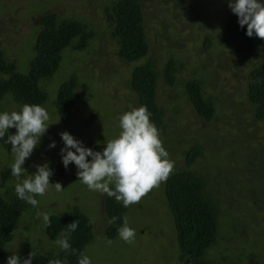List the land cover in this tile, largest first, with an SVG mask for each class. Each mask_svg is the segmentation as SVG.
Instances as JSON below:
<instances>
[{"label": "rangeland", "instance_id": "obj_1", "mask_svg": "<svg viewBox=\"0 0 264 264\" xmlns=\"http://www.w3.org/2000/svg\"><path fill=\"white\" fill-rule=\"evenodd\" d=\"M115 1L0 0V52L21 72H28L33 45L42 27L41 15L55 12L58 23L82 22L93 32L83 49L76 48L79 38H75L63 50L54 76L40 83L48 92L43 106L50 114V125L22 167L31 174L37 165L48 162L50 166L53 159L61 162L63 142L59 133L65 130L86 147L101 151L109 139L118 135L119 115L139 106L131 88L133 68L153 61L159 72L157 102L165 113L164 127L157 129L169 158L175 162L171 174L186 167L185 151L200 144L202 155L190 169L207 179L217 199L218 238L206 258L214 264H264V120L254 118L255 106L246 94L250 70L263 58L238 63L233 57V44L220 45L216 40L217 31L228 20L227 0H139L149 52L138 61H126L118 54L105 10ZM205 39L212 42L208 50ZM168 59L182 64L173 86L162 74ZM199 76L203 78L204 96L213 97L215 104L211 121L197 115L186 92V82ZM3 77L0 72V80ZM71 78L76 83L77 102L69 122L62 123L55 100L62 82ZM22 105L11 95L0 99V111L19 110ZM52 140L56 146L49 148ZM11 147L0 142V194L6 198L9 190L15 193L16 180L11 173L5 184L1 183L2 171L14 160ZM76 172L70 163L62 176H51L50 183L60 182L64 189L50 187L43 196H36V207L29 205L21 210L0 257L3 264L11 254L20 253L22 243L26 252H57L59 246L46 235L38 213L63 217L74 206L93 223V238L84 247L92 264H189L179 257L165 181L126 207L124 218L136 235L125 242L118 235L106 237L105 193L90 190L78 180ZM109 239L111 244L107 243Z\"/></svg>", "mask_w": 264, "mask_h": 264}, {"label": "trees", "instance_id": "obj_2", "mask_svg": "<svg viewBox=\"0 0 264 264\" xmlns=\"http://www.w3.org/2000/svg\"><path fill=\"white\" fill-rule=\"evenodd\" d=\"M107 11V19L112 24L111 34L118 45V54L129 62L138 61L147 56L149 44L144 25V13L139 0H116ZM42 25L33 45V55L29 60L27 73L21 72L13 61H8L0 52V99L11 95L15 102L21 104H40L47 102L48 92L40 86L42 81L52 78L57 72L62 52L75 38H79L77 49L87 46L93 37V32L82 22L73 20L57 21L55 12L41 15ZM216 40L220 45L233 44V57L236 62L244 64L252 59L261 57V63L250 70L247 82V98L254 104V118L264 120V38L248 37L245 28L238 25L237 16L230 10L228 20L217 31ZM211 40L205 39L204 47H211ZM174 59H168L163 68V78L169 86L176 83V73L181 67ZM158 70L153 61H146L133 68L131 74V88L135 93L138 105H146L150 112V120L157 128L164 127V109L157 102ZM188 99L197 115L206 121L215 117L213 97H205L203 93V78L194 77L186 84ZM76 83L71 78L62 82L58 88L55 105L62 123H68L73 113L72 109L77 102L75 94ZM86 89V86H83ZM89 118H94L89 115ZM15 129L9 133H14ZM0 142L6 145L2 140ZM10 144V143H8ZM202 155V147L195 143L185 151V166L169 175L164 184L169 210L171 211L180 258L189 260V264H214L206 258L209 249L217 242L218 218L217 199L213 190L208 187L207 179L198 175L190 167ZM53 178L62 176L66 169L62 162L53 159L50 162ZM10 167L2 171V185L10 178ZM8 197L0 194V257L6 243L11 240L16 229L19 215L24 207L30 204L18 199L16 194L9 190ZM103 209L108 218L105 230L106 237L113 238L117 228L124 220L126 207L114 197L104 194ZM50 225L45 226V233L51 240H56L61 233L67 231V225L78 220V227L70 233L72 248L77 254L64 252L58 247L57 252H36L32 264H48L51 259H67L68 264H77V255L84 251V247L92 240L93 223L79 207L65 216L49 214ZM116 217L115 222H110ZM18 256L21 260L28 257L24 244L20 245ZM0 264H3L0 261Z\"/></svg>", "mask_w": 264, "mask_h": 264}, {"label": "clouds", "instance_id": "obj_3", "mask_svg": "<svg viewBox=\"0 0 264 264\" xmlns=\"http://www.w3.org/2000/svg\"><path fill=\"white\" fill-rule=\"evenodd\" d=\"M227 4L248 37L255 35L264 38V0H227ZM49 120V112L40 104L25 103L19 110L0 111V140L5 144L10 143L14 153V160L10 164L11 175L16 180L14 191L18 199L33 207L39 203L36 196H43L50 187L56 191L64 189L60 182L50 183L53 171L48 162L37 165L31 174L22 167L46 133ZM118 121V135L109 139L101 151L86 147L66 130L59 133L63 142L59 154L64 168L67 169L70 163L74 164L78 180L90 190L106 193L128 207L167 180L175 162L169 158L146 105L122 112ZM10 128H14L15 132L9 133ZM55 146V140L48 144L49 148ZM38 216H42L45 226L50 225L48 213H38ZM116 219L112 217L110 222ZM78 223V220H73L67 225V231L55 240V244L66 253L77 254L70 243V233L77 229ZM117 233L123 241L131 242L136 230L124 218ZM107 243L111 244L112 241L109 239ZM36 254L32 250L23 260L17 254H11L6 264H32ZM48 264H68V261L51 259ZM77 264H92V259L86 252L80 251Z\"/></svg>", "mask_w": 264, "mask_h": 264}, {"label": "flooded vegetation", "instance_id": "obj_4", "mask_svg": "<svg viewBox=\"0 0 264 264\" xmlns=\"http://www.w3.org/2000/svg\"><path fill=\"white\" fill-rule=\"evenodd\" d=\"M186 262H188L189 260H185Z\"/></svg>", "mask_w": 264, "mask_h": 264}]
</instances>
